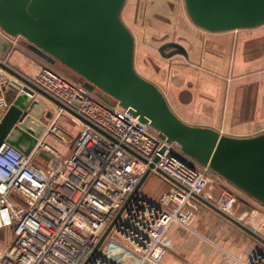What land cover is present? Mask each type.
Segmentation results:
<instances>
[{"label":"built area","instance_id":"1","mask_svg":"<svg viewBox=\"0 0 264 264\" xmlns=\"http://www.w3.org/2000/svg\"><path fill=\"white\" fill-rule=\"evenodd\" d=\"M0 33L12 46L18 43L19 36L1 28ZM7 76L1 75V87L19 82ZM29 80L62 105L40 93L31 95L51 112L37 144L29 154L10 143L0 145V230L13 233L0 251V264H162L174 245L172 226L194 230L191 220L199 200H213L228 215L243 199L249 213L264 212V203L196 161L118 101L89 89L83 77L47 64ZM8 105L0 98V110ZM66 116L79 126L71 141L58 125ZM48 137L71 153H60ZM148 172L165 186L157 197L145 193L143 185L135 192ZM214 181L221 187L215 198L208 192ZM225 253L238 264H264L258 251L245 261Z\"/></svg>","mask_w":264,"mask_h":264},{"label":"water","instance_id":"2","mask_svg":"<svg viewBox=\"0 0 264 264\" xmlns=\"http://www.w3.org/2000/svg\"><path fill=\"white\" fill-rule=\"evenodd\" d=\"M184 1L192 21L209 32L264 25V0ZM125 3L126 0H0V28L12 37H22L28 48L49 65H65L75 76L83 77L89 89H96L97 94L110 102L118 101L169 141L179 143L196 161L209 165L252 198L264 203V132L232 136L182 120L172 110L162 90L136 70L135 37L122 19ZM11 46L0 33V67L19 81L9 85L12 100L0 112V145L10 143L29 154L45 131L46 120L51 117L46 105L31 95L40 93L62 104L3 61ZM41 155L49 158L45 153ZM148 174L135 192L142 187ZM204 202L259 237L211 202ZM113 225L114 222L94 253Z\"/></svg>","mask_w":264,"mask_h":264},{"label":"rangeland","instance_id":"3","mask_svg":"<svg viewBox=\"0 0 264 264\" xmlns=\"http://www.w3.org/2000/svg\"><path fill=\"white\" fill-rule=\"evenodd\" d=\"M122 19L135 37V67L139 74L160 85L175 108L174 97L184 104L183 109L192 99H197L199 106L189 108V112L197 111L200 116L196 119L192 117L190 121L214 124L223 132H230L229 124L227 128L224 127L225 123L233 120L230 115L244 114L243 121L252 120L258 115L263 120L261 124H264V87L260 86V81L264 83V25L255 29L210 33L192 21L184 0H126ZM22 39L19 36L16 47ZM168 43L176 46H168ZM55 68L74 74L61 63L55 64ZM222 99L232 100L233 105L234 100H238V111L236 102L234 110L223 109L220 113L217 111L215 116L218 102ZM211 102L215 104L213 112ZM177 111L181 114V110ZM224 120L227 122L223 123ZM48 122L46 120V124ZM58 125L67 132L70 141L79 130L78 124L69 116L60 119ZM47 141L51 145L63 146L54 137H48ZM62 149V154L66 156L71 153L66 147ZM214 184L218 185L215 181ZM142 190L157 197L165 186L160 179L149 176ZM243 200L238 202H245ZM246 205L249 210V204ZM246 219L242 223L252 230V222H246L250 218ZM12 239L10 229L0 230V251ZM254 251L264 255L259 247L251 250L250 254Z\"/></svg>","mask_w":264,"mask_h":264},{"label":"crops","instance_id":"4","mask_svg":"<svg viewBox=\"0 0 264 264\" xmlns=\"http://www.w3.org/2000/svg\"><path fill=\"white\" fill-rule=\"evenodd\" d=\"M27 44L28 43L24 39H22L20 40V44L17 47L11 46L3 61L6 62L9 67L19 72L21 75L31 78L38 73L42 65L44 66L48 63L33 51H31L28 48ZM1 75H8L7 77L10 78L12 77V75H10L8 72H5L0 67V77ZM156 85L161 88L160 85ZM260 86L264 87L263 81H260ZM161 90L167 96L172 110L182 120L191 125L212 127L220 131L222 134L240 137L252 136L264 132V124H261L263 120L259 119L258 115H255L254 118L252 117V120L245 121H243V119H245L244 117L246 116L244 114L237 116L230 115V119L233 120H230L229 123H225L227 122L225 121L227 120V118L224 117V127L227 128V125L229 124L230 132H223L214 124L194 123L189 119L192 117L193 119H196L200 116V114L197 111H195V113H190L189 108L193 109L194 106H199V102H196L197 99H192V102H189L190 104L183 109L184 104H182L181 101H178V99L174 97V102L177 104L175 108L173 106V101H171L166 91L163 88H161ZM0 98H5L7 102H9V100H12V91L9 89V87H6L5 90V88L1 87L0 85ZM211 103H213V112L215 104L214 102ZM218 103V107L215 110V116L217 111L218 113H220V111H222L223 109H225L226 111L234 110L235 103L237 104L238 111L239 101H236V99L234 100V105L232 100L223 101L222 99V101ZM177 110H181V114L178 113ZM2 111L3 110H0V112ZM212 115L214 116L213 113ZM227 117H229V114L227 115ZM235 131L237 132L234 133ZM52 146L61 153L63 152L62 148L65 147L56 146L54 143H52ZM208 192L213 196V198H215L221 192V187L212 183L208 188ZM198 205L199 206L191 220V226L194 229L193 231L179 224H174L172 226L171 235L174 245L165 256L162 264H238L234 262V260L229 258L225 252H228L229 254L245 261L249 258L251 250L253 251L257 247H259L264 251L263 211L259 210L253 213H249L246 203L240 201L236 203L233 214L230 215L234 220L241 224H243V220H247L246 217H249L250 220L246 222H252V230L259 236L257 237L242 228L240 225L236 224L232 220L217 212V210L206 204L204 200H199Z\"/></svg>","mask_w":264,"mask_h":264}]
</instances>
